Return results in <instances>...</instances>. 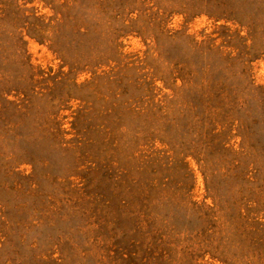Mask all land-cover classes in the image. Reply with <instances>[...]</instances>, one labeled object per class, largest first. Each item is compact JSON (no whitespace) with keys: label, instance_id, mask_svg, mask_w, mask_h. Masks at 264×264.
Returning a JSON list of instances; mask_svg holds the SVG:
<instances>
[{"label":"rangeland","instance_id":"obj_1","mask_svg":"<svg viewBox=\"0 0 264 264\" xmlns=\"http://www.w3.org/2000/svg\"><path fill=\"white\" fill-rule=\"evenodd\" d=\"M0 264H264V0H0Z\"/></svg>","mask_w":264,"mask_h":264}]
</instances>
